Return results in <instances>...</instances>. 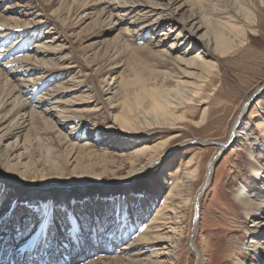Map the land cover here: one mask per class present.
Returning <instances> with one entry per match:
<instances>
[{
    "label": "bare ground",
    "instance_id": "6f19581e",
    "mask_svg": "<svg viewBox=\"0 0 264 264\" xmlns=\"http://www.w3.org/2000/svg\"><path fill=\"white\" fill-rule=\"evenodd\" d=\"M5 1L0 0V5ZM21 1L22 10L8 3L0 12V264H176L184 211L190 202H195L196 210L191 244L199 262L201 252L194 243L199 202L215 161L236 143L246 144L247 159L232 191L236 204L252 222L246 228L252 241L239 238L243 250L229 254L226 264H264V122L259 134L250 125L245 111L251 97L242 102L227 135L219 140L206 180L192 199L197 169L190 167L183 172L178 168L175 183L166 191L162 184L158 192L141 189L132 197L122 193L104 196L101 191L102 183L133 179L160 164L171 139L156 136L152 141L151 136L180 128L187 108L216 95H204L205 84L199 78L207 71L204 78L208 80L218 58L243 43L250 31L247 22L255 27L256 11H264V0ZM15 14L28 17L18 20ZM89 19L91 40L119 28L110 44L114 47L103 54L94 41L81 45L80 60L60 57L65 48L70 53L76 49L68 29L74 35ZM166 21H171L169 28L160 32L163 38L155 43L150 35ZM81 33L76 32L77 39ZM167 36L172 39L168 45ZM185 43L187 47L178 50ZM127 50L148 55L144 58L149 72H139L136 83L141 88L134 90L138 104L130 99V84L135 82L112 76L121 66L138 72L137 63L129 65V58L121 57ZM84 65L90 70L85 75ZM263 89L264 85L259 86L255 95ZM146 98L151 101L148 107L143 106ZM142 108L146 109L143 115ZM105 112L113 117L107 127L110 131L95 125ZM208 112L205 107L198 127L208 121ZM143 127L149 130L138 133ZM86 135L89 138L83 142ZM95 140L98 145L119 148L117 157L98 152ZM124 158L129 176L103 177L124 169ZM166 178L164 168L160 179L167 182ZM1 182L9 187L14 184L17 195H3ZM79 182L97 185L87 195L74 190L63 202L58 199L60 187L74 188L70 183ZM31 189L50 194L39 193L29 201L27 191ZM164 194V204L156 207L154 217L141 228ZM122 196H126L124 204ZM162 254L166 255L161 258Z\"/></svg>",
    "mask_w": 264,
    "mask_h": 264
},
{
    "label": "rangeland",
    "instance_id": "374dc122",
    "mask_svg": "<svg viewBox=\"0 0 264 264\" xmlns=\"http://www.w3.org/2000/svg\"><path fill=\"white\" fill-rule=\"evenodd\" d=\"M8 3H11V6H14L16 3L17 6H15V8L17 11L23 9V7L20 6L22 4L21 0H6L0 5V12L7 8ZM183 11L184 9L181 10V13ZM256 13V18L258 19L254 25L255 27H252L250 22H247V26L252 32H248L246 38L243 40V43H240L228 54L218 58L217 68L214 69L211 75H208V80H205L207 78H204L207 77V71L202 74L204 77L199 78L200 83L205 84L204 95L210 93H216V95H213L209 102H205L204 104H192L190 108H187V118L185 121L179 122L177 126L180 128L172 129L164 135H158V133H155L153 136H151L154 137L152 141L156 138V136L163 137L165 139L169 137V139H171L168 143V147H166L164 153L162 152L163 154H161L164 156L163 159H161L162 161L160 164L150 167L148 170L137 175L133 179H115L102 183L101 186L103 188L101 191L104 196L122 193V195L127 194V196L132 197L133 195L131 194L136 193L134 191H139L141 189V191L153 190L158 192L160 190V184H162V188H164L166 191L175 183L178 176L177 169H182L183 172V168L190 167L192 170L197 169L196 177L194 178L192 185V199L194 193L199 190L202 183L204 184V180H206L205 177L208 173V166L213 159L217 148L219 147V140L225 138L234 116L239 112L238 110H240V105L244 100H248L250 97L251 102L245 111V115L248 121H250V125L256 129L257 133L259 134L262 132L261 127L264 122V116L261 115V112L264 111V89L258 95H255V91L259 86L264 85V11H256ZM14 16L18 20L28 17L22 14H15ZM178 17H180V13H178ZM260 18L263 20L262 23ZM91 20L92 19H89L86 23L80 25L77 28L76 32H82V38L80 39L78 37L80 40L76 38V32L74 35L72 34L73 31H71V27L68 29L70 30L69 38L74 41L73 44L76 49L70 53L69 51L71 49L65 48L63 52L58 54L60 57L71 56L75 58V60H80L78 55L82 54V52H80V50H83L81 45L88 46L94 41H97V47L100 48L99 51L103 54L106 50H110L114 47V44H110L113 42V38L118 34L119 28L117 30L113 29L111 32H106L101 38L91 40ZM170 23L171 21H166L165 24L159 28L156 34L150 35V37H153L155 43L163 38L161 33L169 28L168 24ZM109 26L112 25H108V27ZM126 26H128V24H126L125 27ZM108 39L112 41H110L107 45H103L104 41H109ZM164 41L167 42L166 44L168 45V42H171L172 39L167 36ZM165 42H162L161 48L165 47ZM67 46L68 45L65 47ZM186 47L187 43L182 44L181 49L178 50H182V48ZM141 52L143 56L131 50H127L121 55V57L124 59L129 58L127 60L129 61V65H135L137 63L135 67L136 71H138L137 73H135L134 70H127L124 69V66H121L115 68L114 74L112 75L124 76L126 79H131L133 82H135L130 84V86H133L130 90V99L135 104H138V99L134 93V90L138 91L141 88V85L136 83L139 78V72L141 74H148L149 72L148 62L146 65V58H144V56L148 55L143 51ZM194 52H196V49ZM77 69L79 68H73L72 70ZM72 70H70V74L73 73ZM82 70L83 75L88 74V71L90 72V70L85 65L82 67ZM192 70H195L196 73L202 72H198V69ZM171 85H175V82L172 81ZM90 103H93L91 105L96 104V102H89V105ZM150 103V98H146L143 106L148 107ZM205 107L209 109L207 119L208 121H206L205 125L198 127L199 124L197 123L201 120ZM145 110L142 108V112L140 113L143 115V111ZM102 117L103 118H100L95 122V125L98 129L101 128L102 131L104 129H106L105 131H110V129L107 127L112 124L113 117L107 112L102 114ZM145 130H149L148 127H143L137 131L138 133H141L140 131ZM147 135L148 134L145 136H150ZM129 137L131 136H126V138ZM194 137L197 139L194 140ZM88 138L89 135H86L83 139V142H85L86 139L88 140ZM198 140H201V142ZM95 143L98 145L97 140H95ZM95 148H97V151L100 153L107 151L109 153L111 152L116 157L118 154L115 153L120 151V149L116 148V146H110L109 144L105 143L99 144L98 146H95ZM245 148L246 144L236 143L235 146L229 145L222 151L223 153L220 154L214 163L213 173L210 177L209 185L207 186L199 202L200 217L194 238V243L201 252V260L199 259L200 261L198 264H226V261L228 259L230 260V256L228 258L229 254H236L238 250H243L241 244L237 243L239 238L244 239V237H248L247 241H252V238L249 237V234H246V228L248 225L252 224V222H250L244 211L236 204L237 200L235 194L232 191V187L237 182V178L239 174L242 173L244 164L246 163L247 154ZM132 149L133 147L127 150V153H130ZM123 160L125 161L124 169L117 172L116 175H112V173H110L109 175H105L103 177L106 179H113L117 176H129V174H127L130 171L129 163H127V158H124ZM163 167L166 168L167 182H162L160 179V173L164 169ZM2 168V162L0 160V172L2 171ZM1 184V193H3V195L5 192H9L11 197H15L17 195L16 186L14 184L9 183L8 185H10V187L3 182H1ZM70 184H74V188H59L57 197L60 201L62 200L63 202L65 198L70 196V193L74 190H76L78 194L87 195L90 193L91 189L97 185L86 184L82 182ZM39 193H45L44 195L50 194L49 191L43 192L40 189L28 190L27 195L29 196V201H33L34 198L36 199L39 196ZM125 197L126 196L120 197L123 204L125 202ZM165 197L166 196L164 194L159 199L158 204H156L155 208L151 210L148 219L143 222L141 228L143 226V228H145V225L154 217V214H156L157 211L156 207L164 204ZM194 205L195 202H190L189 206H186L184 211V229L180 247L178 248L179 255L175 256L177 261L176 264H197L196 262L198 255L194 251L191 244V236L193 233L192 229L194 227V218L196 216ZM115 206L118 207L117 204ZM119 210L123 211V207L119 206ZM262 219H264V216ZM138 232L139 231L133 234L131 240L136 239ZM249 254L251 253H248L247 255ZM165 255L166 254H162L160 256L162 258Z\"/></svg>",
    "mask_w": 264,
    "mask_h": 264
},
{
    "label": "water",
    "instance_id": "95a60500",
    "mask_svg": "<svg viewBox=\"0 0 264 264\" xmlns=\"http://www.w3.org/2000/svg\"><path fill=\"white\" fill-rule=\"evenodd\" d=\"M196 263L198 264V258H197V262Z\"/></svg>",
    "mask_w": 264,
    "mask_h": 264
}]
</instances>
